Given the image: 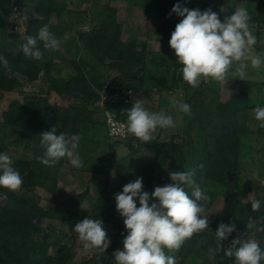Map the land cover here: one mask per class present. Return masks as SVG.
<instances>
[{
	"label": "trees",
	"instance_id": "1",
	"mask_svg": "<svg viewBox=\"0 0 264 264\" xmlns=\"http://www.w3.org/2000/svg\"><path fill=\"white\" fill-rule=\"evenodd\" d=\"M29 1L33 7L23 36L8 29V22L0 18V56L9 61L8 68L0 63V154L10 156L12 166L23 180L18 192L0 187V196L5 198L0 205V264H116L113 253L122 249L127 231L116 211L115 195L137 177L143 178L144 190L151 193L155 187L172 182L170 171H192L196 184L210 199L220 194L224 197L219 215L207 217L206 230L185 240L176 251L165 249L166 255L175 257L176 264H235V258L225 256L223 250L215 255L209 252L217 246L215 231L220 223L236 224V231L222 241L225 249L233 239L246 242L247 236L264 249V184L257 179L242 180L247 140L254 136L264 139V128L259 127L253 112L256 107H264V96L261 95L259 104L249 103V91L256 86H262L264 94V81L241 80L235 76L239 87L246 90V104L223 108L220 83L208 80L197 88L191 87L183 80L182 66L173 50L154 53L144 42L138 45L136 39L123 41L117 10L112 6L97 0L91 12H84L71 9V1L63 0L58 10L53 0ZM14 2L18 0H0V12L5 10L12 15ZM134 3L142 6L151 18L176 15L171 10L177 3L190 10L211 8L221 21L236 8H245L251 16L249 29L257 40L254 47L259 52L264 50L260 44L264 37V0H138ZM222 7L225 12H220ZM45 24L59 40L58 50H45L42 42H38L42 59L25 56L20 48L25 36H36ZM176 24L162 28L158 39L164 46L169 44ZM56 61L65 64L70 72L62 75V65ZM233 70L234 67L230 72ZM162 71L169 73L166 83L157 81V73ZM43 73L48 81L45 92L20 90L22 83L16 75L36 82ZM109 81L134 90L160 87L172 95L180 92L182 103L191 106L192 115L181 111L177 117L171 108L169 115L181 121L177 132L163 137L159 129V134L148 143L152 146V159L136 158L117 169L116 144L109 140L98 93ZM128 108L112 110L119 120L127 121L124 112ZM53 126L57 134L79 137L77 151L84 166L72 167L71 172L106 178L105 186L86 210L71 211L64 201L58 200L60 174L68 169L67 159H61L54 167L37 160L44 152L40 133ZM139 143L135 136L126 143L132 159L142 146ZM182 187L191 197L192 189L187 185ZM89 194L86 190L73 195L69 203L79 205ZM252 198L261 203L257 212L251 209ZM249 217L256 220V226L250 230L245 228ZM85 218L101 219L109 228L111 243L105 253L84 249L74 226Z\"/></svg>",
	"mask_w": 264,
	"mask_h": 264
},
{
	"label": "clouds",
	"instance_id": "2",
	"mask_svg": "<svg viewBox=\"0 0 264 264\" xmlns=\"http://www.w3.org/2000/svg\"><path fill=\"white\" fill-rule=\"evenodd\" d=\"M27 11L25 9L23 20H27ZM225 11L223 7L220 9V12ZM171 12L182 19L171 33L169 45L182 66L180 71L183 80L191 87L197 88L208 80L225 83L234 63L235 76L241 80L248 67L244 61L250 59L253 69H260L264 64L260 56H249V49L257 40L249 29L251 16L245 8H236L223 21L211 8L204 11L198 8L190 10L177 3ZM24 39L25 42L20 45L23 54L35 60L43 57V52L37 46L38 42H42L43 49L49 51L58 50L60 46L59 40L46 24L38 30L36 36L27 35ZM0 63L5 68L9 67V61L3 56H0ZM173 104L184 114L192 115L189 104L176 101ZM253 112L259 127L264 128V107H256ZM124 113L127 116V133L144 142L153 138L152 133L157 127L175 126L172 116L163 111H149L141 99H137ZM40 136V147L44 149L43 155L37 157L40 163L54 167L61 159L67 158L77 169L84 166L77 151L78 136L57 134L55 126L41 132ZM12 165L9 155L0 154V187L18 192L23 180ZM169 176L171 183L157 186L151 193L144 190L143 178L137 177L125 184L122 192L115 195L116 211L123 218L127 231L122 241V249L113 253L116 264H176L175 257L166 255L165 249L168 252L176 251L185 240L209 227L208 218L202 214L210 197L196 184L194 173L170 171ZM182 185L192 189L191 197ZM250 202L253 212L260 210L259 200L252 198ZM255 226L256 220L249 217L245 228L250 230ZM74 231L83 242L85 250L95 249L105 253L110 246L111 241L101 219L85 218L75 224ZM235 231V223H220L215 231L217 246L209 249L210 254L215 255L223 250L225 256L235 258V264H261L264 261V249L255 240L242 242L236 238L229 247L224 248L222 241L227 240Z\"/></svg>",
	"mask_w": 264,
	"mask_h": 264
},
{
	"label": "rangeland",
	"instance_id": "3",
	"mask_svg": "<svg viewBox=\"0 0 264 264\" xmlns=\"http://www.w3.org/2000/svg\"><path fill=\"white\" fill-rule=\"evenodd\" d=\"M67 2H72L71 9L74 10H82L84 12H91L93 10L94 5L97 0H66ZM138 0H101L100 4H108L115 8L117 10V18L118 22L122 26V40L130 42L133 39L137 40L138 45H142V43H146V47L148 50L154 53H160V52H171L172 49L170 48L169 44H166V46L163 45V43L158 39L161 33V30H163L165 27L174 26V22L176 24V21H179L182 19V17H179L178 15H172L170 14L166 17L161 18H151L147 15L146 10L141 6H137L134 2ZM64 1L63 0H53V6L56 10H58L60 7H62ZM232 5H234V1L230 2ZM14 7L16 10H24L25 8L29 11L32 10L33 4L29 0H18L17 2H14ZM15 10V9H13ZM27 11V12H29ZM28 16V14H26ZM24 16V14H23ZM0 18L3 19V21H6L8 24V29L13 31L14 29L11 28V15L9 13H6L5 10L0 12ZM55 19V18H54ZM54 22V21H53ZM163 28V29H162ZM87 29V28H86ZM27 31V28H23L20 31L15 32L16 34L23 36L24 33ZM262 46H264V37L260 43ZM264 48V47H263ZM83 57H87V54L83 52ZM258 55L264 61V50L257 51L254 46H252L249 49V56H255ZM248 64V67L245 69L246 75L243 79L245 80H253V81H264V64H262L260 69H253L251 67L250 59L244 61ZM56 64H59L58 61H56ZM62 65L63 71L62 75H66L68 72H70L67 69V66H64L65 64H59ZM234 70L228 74V80L225 81L223 84L220 85V102L221 107L228 108L232 106H244L246 104V90L239 87L238 83L235 80V67L236 64L233 65ZM54 71V70H53ZM169 73L166 71H162L160 73H157V81L159 80L162 83H166L168 79ZM17 79L20 80L22 83L21 91H27L32 93H39V92H45L48 88V81L47 76L43 73L41 75V78L36 82H29L25 77L21 75H16ZM263 87L262 86H256L252 90L249 91V103H256L259 104L262 99L261 95L263 96ZM149 94L147 93L148 100L145 99L144 107L148 109L151 112H160L163 111L166 115H169V112L172 108L173 114L179 116L178 114L181 112L178 107L174 106L173 102H182L183 97L180 92H174V95L172 93H169L168 91H162L160 87H157L156 89H148ZM262 92V94H261ZM151 93V94H150ZM149 96V97H148ZM170 104V105H169ZM173 118L174 121V127H168V128H160L157 127L155 131L152 133V139L153 140L158 134V130L160 131V134L163 137H166L169 133H176L177 129L180 127V119L179 118ZM132 134H130L131 138ZM128 139L125 141L122 140H112L109 139L110 142H114L116 144L114 148V159L117 161L116 168L121 166V164L124 163H133L136 158L142 159V160H149L152 159V146L148 142H144L140 140L139 144H142V146L139 148L137 154L131 155L128 148L126 147V143L128 142ZM150 140V141H151ZM180 142V141H179ZM136 144V143H135ZM134 144V145H135ZM137 147V145H136ZM245 150L246 155L242 160V169H243V175L242 180L243 181H254V180H261L262 184H264V139L254 136L247 140L245 144ZM67 159V158H66ZM68 162V160H67ZM68 169L63 170L61 173L60 181H59V194H58V200L64 201L66 203V206L71 211L76 210H86L90 207V203L94 197H96V194L100 189H102L105 186V180L106 178L104 176L98 175L95 177H92L90 173H80V172H71L70 169L73 167L68 162ZM122 167V166H121ZM117 168V169H118ZM69 170V171H68ZM229 182H233V179H229ZM86 190L89 191V196L82 201L81 204H75V203H69V200L73 195H79ZM5 198L3 196H0V205L4 202ZM224 197L220 194L216 199H210L205 204V212L203 213L204 216H218L222 206H223ZM104 229L109 231V228L106 225H103ZM251 238L249 236L246 237V241L250 240ZM55 250V248L53 249ZM193 264V263H189Z\"/></svg>",
	"mask_w": 264,
	"mask_h": 264
},
{
	"label": "built area",
	"instance_id": "4",
	"mask_svg": "<svg viewBox=\"0 0 264 264\" xmlns=\"http://www.w3.org/2000/svg\"><path fill=\"white\" fill-rule=\"evenodd\" d=\"M14 9L15 10H13L11 15V28L14 29L12 32L15 33L22 30L23 28L25 29V27L27 28L28 20L31 17V11L26 13L28 14L27 20H23V14L25 15V11L22 9ZM98 93L101 95L100 107L104 113V120L106 122L108 136L112 140L125 141L130 137V134L126 131V121L119 120L118 114L112 109H117L122 106L131 107L137 99H141L143 101V105L148 104L144 102L145 99L148 100V90H134L127 88L125 85L118 82L109 81L105 83L104 87ZM110 107L112 108L110 109Z\"/></svg>",
	"mask_w": 264,
	"mask_h": 264
},
{
	"label": "crops",
	"instance_id": "5",
	"mask_svg": "<svg viewBox=\"0 0 264 264\" xmlns=\"http://www.w3.org/2000/svg\"><path fill=\"white\" fill-rule=\"evenodd\" d=\"M170 105V104H169ZM131 137H134V135H132ZM60 177H61V174H60Z\"/></svg>",
	"mask_w": 264,
	"mask_h": 264
}]
</instances>
